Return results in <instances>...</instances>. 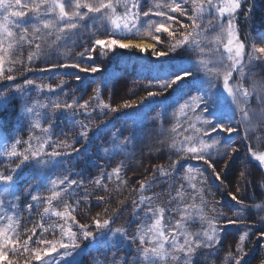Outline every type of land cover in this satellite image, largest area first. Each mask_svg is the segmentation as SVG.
Here are the masks:
<instances>
[{
    "label": "snow or ice",
    "instance_id": "1",
    "mask_svg": "<svg viewBox=\"0 0 264 264\" xmlns=\"http://www.w3.org/2000/svg\"><path fill=\"white\" fill-rule=\"evenodd\" d=\"M256 8L257 0H0V82L14 85L0 84L4 88L0 108L13 98L21 100L19 132L11 143L0 135V157L15 165L0 170V264H19L18 255L25 257L24 264H81L80 257L87 251L100 252L107 264H198L195 258L202 253L207 264L231 225L246 231L235 250L224 257V264H246L245 246L252 226L244 223L242 210L248 206L242 196L229 192L240 207L235 218L216 213L215 207L212 215L205 214V195L211 194L205 173L211 169L214 179L223 182V170L218 172L215 163L238 152L223 141L241 131L247 155L264 166V150H260L264 149V79H256L253 72L264 66V23L257 27ZM139 37L144 39L137 42ZM76 47L82 50L72 54ZM65 48L69 50L61 51ZM119 49L143 54L136 57L139 71L151 74L154 81L144 87L156 91L110 107L100 99L99 86L95 96L80 103L82 95H74L79 89L64 92V80L56 85L34 79L16 84L25 73L39 77L48 73L51 80V73L65 70L87 91L90 84L84 83L82 74H99L104 60ZM61 58L64 63L59 62ZM178 58L181 63H174ZM173 93L178 98L153 118H160L161 123L154 135L147 136L148 144L143 143L146 134L136 120L127 126V135L122 128L110 137L97 136L106 121L97 123L95 132L89 127L93 108L107 115L139 109L151 99ZM252 97L256 108L251 106ZM169 107L173 109L170 114ZM60 117L68 120L71 131L80 129L72 143L59 140L66 135L58 131ZM169 121H173L171 127H165ZM25 129L27 139L22 137ZM96 140L90 163L78 167L79 160L73 158ZM165 154L167 164H150L151 175L130 190V198L91 215L94 207L118 194L117 188L127 186L123 177L131 157L139 155L138 167H144L143 159H161ZM190 161H202L206 167H194ZM110 164L114 165L111 170ZM113 178L117 188L110 189ZM22 181L27 187L20 192ZM89 184L92 191H88ZM157 185H166V201L160 199L162 192L145 195ZM97 191L106 194L95 195ZM22 196L30 198L24 207ZM189 198L192 203H186ZM129 202L128 220L113 228ZM34 213L38 219L26 227ZM197 221L200 229L192 231L190 225ZM257 223L255 243L259 244L264 240V217ZM104 237L108 242L101 244Z\"/></svg>",
    "mask_w": 264,
    "mask_h": 264
},
{
    "label": "rangeland",
    "instance_id": "2",
    "mask_svg": "<svg viewBox=\"0 0 264 264\" xmlns=\"http://www.w3.org/2000/svg\"><path fill=\"white\" fill-rule=\"evenodd\" d=\"M257 27L259 28L261 23H264V0H257ZM187 22V21H185ZM245 31H247L245 29ZM129 39H133L132 37H129ZM138 39H144L143 37L135 38ZM80 50H82L80 48ZM162 50V49H161ZM61 51H64L63 49ZM27 53L25 52V56ZM143 55V54H141ZM55 58V57H54ZM121 60H119V63L122 68L129 67L131 69H136L138 71V68H140V63L137 61L136 58H129V57H120ZM60 63H64V59L61 58L59 60ZM97 62H100V58L97 53ZM180 64L181 60L178 58L174 61V63ZM131 66H127V65ZM43 66V65H39ZM21 71H23L21 69ZM65 70H60L51 73V80H49V74L45 73L43 77H39L38 75H32L25 73L23 76V79L18 78L16 80V84H23L24 79H34L37 83H52L54 85L59 84L61 80H64L67 82L66 86L64 87V92H69L72 89H76L74 85L77 84L74 77L71 75H65ZM68 71H72L69 69ZM136 72V71H135ZM253 72L255 74L256 79H264V66H257L253 69ZM106 74V75H105ZM139 76H141L138 80L134 77H131L130 73L129 76L119 74V70L115 69H106V67L103 66L102 71L99 74H82L84 77V80H89L88 84H90L88 88V92L85 96L82 95V99L79 101L80 103H84V101H88L90 97H93L96 95L94 92V89H96L98 86L101 89V94L105 98L107 94L109 93L108 87L111 86V83L115 82L114 84H122V81H124L128 85V90L126 91V96H123L125 100L131 99L133 100L135 98L134 94L135 91H132L133 84L134 86H139L141 91L143 92V95L146 96L147 91H156L155 88H148L145 89L144 85H147L149 83H154V81L150 80L149 73L146 72H140ZM138 76V77H139ZM104 81V84H101L100 82ZM2 84V82H0ZM4 87L8 86H14L11 85V82H7L4 84ZM0 89H3V87H0ZM137 89V87H136ZM34 98L36 97L35 90H33L32 93ZM74 95L81 96V92L77 91L74 93ZM61 98L63 97V93H60ZM165 97L170 98L172 100H175L177 97L176 93H173L171 96H168V94H165ZM41 101L45 100L44 96L38 97ZM55 98V97H52ZM157 98V97H156ZM154 98V100L156 99ZM130 100V101H131ZM153 100V99H151ZM183 101H181L182 103ZM99 101H93V104H97ZM250 103L253 108L257 107V101L255 97L250 98ZM147 104V102H146ZM161 106L159 103H148L147 109L149 110L146 114H136L135 117L136 121L139 124L143 125V130L145 126H151L158 128L159 124L161 123V119L157 118L156 120H153L154 117H157V114H163V110H158ZM130 109H120L118 112H115L116 114H121L128 112ZM173 111L172 108H167V112L170 114ZM93 115L89 117V120L91 123L89 124V127L93 128V131L95 132V125L99 123L100 121H107L108 125L104 124L103 128L100 129L99 132H96L97 136H100L101 138H104L105 136H111L112 132L117 131L119 129H124V135H127V126L131 125L133 120L128 121L126 118L119 119L116 121L113 125H110L112 123H109V119L115 116V114L111 115V112H109L107 115H100V109L98 107L93 108ZM77 119H84L83 116L77 117ZM173 121H169L164 126L165 127H171ZM57 124L59 125L58 131H62L66 135H60L59 140L65 141L67 143H72L74 137L79 133L80 129L77 126L75 131H71V125L68 123V120L64 117H60L57 119ZM227 136V134H224ZM243 135V131H241L240 135H233L230 140H224L223 143L230 144L232 147H235L238 149V152L232 154L231 158L227 155L217 158V161L215 163L216 170L221 172L223 177V182L216 181L214 177L211 175V169H208V171L205 173V175L208 177L207 185H209V193L210 195L206 194L205 199L208 202V207L205 208V214L212 215L211 209L215 207L216 213L223 212L226 217H233L235 218L238 211H240L239 205L236 204L235 201L231 200V197L228 195L229 192H232L233 194L237 195L238 198L241 196L243 197V202L248 207L244 210H242V216L244 217V223L252 226V234L250 239L246 241L245 246V252H247L246 256V264H261V261L263 259L262 255V247L264 240H261L259 244L255 243L256 236L258 234L257 229L260 228L259 224L257 223L258 220H260L261 217H264V166H262L263 170H261V166L259 165V162L252 159L250 156L247 155V142H242L241 136ZM23 139L28 138V132L27 129L22 133ZM122 138V137H121ZM53 139H56V137H53ZM83 142V141H81ZM99 143V140H96L93 144V147L87 148L86 152H82L78 158L74 157V162L76 159L79 160L78 167H85L88 166L90 163L89 157L92 155L95 144ZM255 144V141H253ZM80 145H77L79 147ZM23 147V146H22ZM51 150V149H49ZM264 150V149H260ZM70 151V149H69ZM121 157H117L119 160ZM172 159H175V157H172ZM168 162V156L165 154L163 158L161 159H153L147 164H144V167H138L139 164L134 163L133 161L128 164V171L126 173V176L123 178L128 181L127 186L124 188H117L115 184V180L113 182L108 183V187L111 188H117L118 194H113L112 199L109 200L107 204H101L99 207H94L92 209L91 215H95L97 212H102L104 208L113 209L117 207V204L121 200H125L126 198H130V190L137 189L139 186V182L144 179L146 176L151 175V170L149 168V165H166ZM190 163L197 168H205L206 165L203 164V162H197V161H190ZM15 165L12 163H9L5 158L0 157V170H4L6 168L14 167ZM147 170V171H146ZM183 172V169L181 170V174ZM244 173V178H241V173ZM202 179L201 177L197 178ZM245 180L247 181V187L245 188ZM201 185L198 184V187ZM88 188H90L89 191H92L93 185H90ZM237 189H241L240 192L237 191ZM163 193L160 196L161 200L166 201L168 198V192L166 185H157L152 189V192L145 193V195H151L152 193ZM106 194L101 191H97L95 195H101ZM262 197V201L259 203L258 197L259 195ZM95 195L92 197V203H95ZM174 195V193H173ZM257 195V196H256ZM135 198V197H131ZM186 203H192L191 198H189ZM197 204H199V200L196 201ZM260 205L261 208L257 209L254 206ZM131 204L129 202V205L127 208H125L119 218L115 221V223L112 225L113 228L122 226L125 224V221L128 220L130 213H131ZM42 211V208L40 209ZM80 217H78L79 219ZM38 219V216L34 213L33 219L28 220L26 222V227H32L33 222ZM221 225H223V221H219ZM190 228L192 231H198L200 229V223L197 221L190 225ZM135 225H133L132 231L134 232ZM246 229L240 227L239 225H231L228 226L222 236V243L219 245L217 254L208 257L207 264H224V257L228 254L229 251H234L237 247V244L239 243V238L241 235L244 234ZM49 238L51 236L49 235ZM108 237H104L103 240L100 241L101 244L107 243ZM207 251V250H205ZM123 254V253H121ZM108 256H111V252L107 254ZM85 262L86 264H107L106 257L101 254L100 252H93V251H87L85 254ZM95 258V259H94ZM15 259L19 262V264H24L25 257L23 255H18L15 257ZM197 259L198 264H204V256L203 253L200 257L195 258Z\"/></svg>",
    "mask_w": 264,
    "mask_h": 264
},
{
    "label": "trees",
    "instance_id": "3",
    "mask_svg": "<svg viewBox=\"0 0 264 264\" xmlns=\"http://www.w3.org/2000/svg\"><path fill=\"white\" fill-rule=\"evenodd\" d=\"M62 50V49H61ZM64 51H68L69 49L65 48L63 49ZM80 48L76 47L72 50V54L76 53V52H80ZM138 55H141L140 53H138V50L136 49H131V50H124V49H119L117 55L115 56H110V58L104 60V67H106L107 71L108 69L112 68L115 70H119V74L122 75H126L129 76L128 74L130 73L131 77H134L135 79H139L141 76H139V68L138 71L136 69H131L129 67L126 68H122L119 63L120 57H129V58H136ZM150 55V52L147 54ZM99 56V54H98ZM163 59V58H162ZM177 64V62H176ZM127 66H131L130 63ZM136 71V72H135ZM144 73V72H143ZM106 75V74H105ZM139 76V77H138ZM142 78V77H141ZM4 84H6V81H3ZM2 82V85H3ZM89 80H84L85 84H88ZM115 82L111 83V86H107L109 93L107 94V96L104 98L103 95H100V99L104 102L110 105V107H118L119 105H122L123 102L125 101L123 96H126V91L128 90V85L122 81V84H114ZM69 85V84H67ZM76 87V89H79V91L81 92V95L85 96L88 92L84 90V86L80 85V84H76L74 85ZM137 87V89H136ZM89 88V87H88ZM132 91H135L134 96L135 98L133 100L129 99V101H138L141 97H144L145 95H143V92L141 91L139 86H134L131 89ZM0 91H3V89H0ZM102 92H100L101 94ZM178 96L175 98L177 99ZM174 100L164 97H157L155 100H149L147 101V104L145 103V105H143L142 107H140L139 109H130L128 112H123L121 114H116L111 113V115L115 114V116H113L112 118H107L106 120H110L109 123H112L110 125H113L116 121H118L119 119L122 120V118H126L128 121L131 120H135L136 118V114H146L149 112V110L147 109L148 107V103H159L161 106H159L160 108L158 110H163L167 105L171 104ZM20 106H21V100L19 99V97L17 98H13L12 100L9 101L8 105L4 108H0V135L6 136L9 140V143H11L12 138L19 132L20 129V123L18 120V113L20 110ZM106 125H108V122L106 121L105 123ZM156 128L155 127H151V126H145L144 127V132L146 134V138L143 140L144 144H148L151 141L147 138L148 135H154V130ZM22 147V146H21ZM129 151H134L133 149H129ZM145 154H147L148 149L145 148L144 149ZM154 155H158V154H154ZM155 159V158H153ZM152 159V160H153ZM134 162L139 164L141 162V157L139 155H136L135 157H131L128 161V164L130 162ZM143 164H147V162H149L148 159H143ZM114 165H109V170H111V167H113ZM87 167V166H85ZM26 173L29 171V169H25L24 170ZM113 180H115V178H113ZM91 184H89L87 186V188L90 186ZM20 187V192H23L24 188L27 187V182L26 181H22L19 185ZM90 190V188H88V191ZM20 192L17 193V195L20 194ZM30 198L27 197H21V207H24L27 203V200ZM80 262L81 264H86L85 262V256H81L80 257Z\"/></svg>",
    "mask_w": 264,
    "mask_h": 264
},
{
    "label": "bare ground",
    "instance_id": "4",
    "mask_svg": "<svg viewBox=\"0 0 264 264\" xmlns=\"http://www.w3.org/2000/svg\"><path fill=\"white\" fill-rule=\"evenodd\" d=\"M139 40H141V39H139ZM139 40H136V41L138 42ZM145 42H148V41H145ZM257 195H259V194H257ZM257 197H258V200L257 201L260 203L262 201V197H261V195H259Z\"/></svg>",
    "mask_w": 264,
    "mask_h": 264
},
{
    "label": "flooded vegetation",
    "instance_id": "5",
    "mask_svg": "<svg viewBox=\"0 0 264 264\" xmlns=\"http://www.w3.org/2000/svg\"><path fill=\"white\" fill-rule=\"evenodd\" d=\"M261 168H262V166H261ZM261 170H263V168H262ZM263 172H264V170H263ZM263 259H264V258H263ZM263 259H262V260H263Z\"/></svg>",
    "mask_w": 264,
    "mask_h": 264
}]
</instances>
